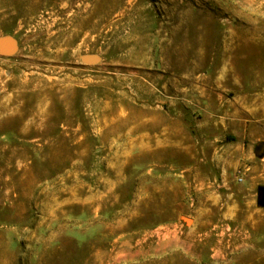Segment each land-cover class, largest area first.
<instances>
[{
  "label": "rangeland",
  "instance_id": "rangeland-1",
  "mask_svg": "<svg viewBox=\"0 0 264 264\" xmlns=\"http://www.w3.org/2000/svg\"><path fill=\"white\" fill-rule=\"evenodd\" d=\"M6 38L0 264H264V0H0Z\"/></svg>",
  "mask_w": 264,
  "mask_h": 264
},
{
  "label": "water",
  "instance_id": "water-1",
  "mask_svg": "<svg viewBox=\"0 0 264 264\" xmlns=\"http://www.w3.org/2000/svg\"><path fill=\"white\" fill-rule=\"evenodd\" d=\"M18 47L17 43L10 38L0 40V55L5 57L13 56L17 53ZM98 60L95 57H90L86 59V62L89 64H94ZM260 197H262V192H260Z\"/></svg>",
  "mask_w": 264,
  "mask_h": 264
},
{
  "label": "bare ground",
  "instance_id": "bare-ground-1",
  "mask_svg": "<svg viewBox=\"0 0 264 264\" xmlns=\"http://www.w3.org/2000/svg\"><path fill=\"white\" fill-rule=\"evenodd\" d=\"M186 222H187V223H189V224L191 223V221H190V220H188V219H186Z\"/></svg>",
  "mask_w": 264,
  "mask_h": 264
}]
</instances>
